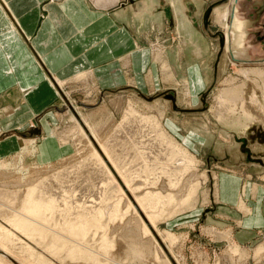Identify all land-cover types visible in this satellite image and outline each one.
<instances>
[{"label":"rangeland","instance_id":"obj_1","mask_svg":"<svg viewBox=\"0 0 264 264\" xmlns=\"http://www.w3.org/2000/svg\"><path fill=\"white\" fill-rule=\"evenodd\" d=\"M229 4L237 5V15L240 20H244L245 36L240 46L235 45L232 39L236 29L232 32L229 24L226 25L213 16L216 8L224 5L228 7ZM210 6L211 10L205 17ZM159 8L154 7V12L160 11ZM200 19H195L196 29L204 35L201 40L205 47L200 53L187 52V38L183 34L173 36L170 25H160L157 32L152 30L148 36L140 39L142 47L147 49L146 65L153 71V77L148 79L149 82L144 87L129 82L130 76L126 80L121 79L125 83L113 86L94 83L61 85L68 93L66 97L73 107H67L68 104L57 94V100L47 109V118L50 128H55L57 142L62 138V142L69 143L72 148L62 152L59 159H52V163H42L37 156L38 150L36 151L43 137L47 136L41 132L39 124L43 113L33 121L30 120L27 127L18 126L5 133L0 131V139L6 135L18 142L16 148L0 155V228L14 233L20 244L23 243L21 246L29 248L36 264H171L150 231L147 234L144 232L142 218L137 219L124 197L112 194L114 198L108 199L104 192L94 188L93 182L96 184L100 180V177H92L94 171H100L101 174L103 168L93 154L92 144H88L86 137L78 131L80 126L73 119V108L87 128L96 130L99 141H105L108 154L113 156L114 153L111 156L114 161L117 160V153L120 155L122 152L127 154L136 151L137 136L131 130L132 126H136L134 121L140 115L157 118L168 137L171 140L173 138L172 141L185 152L187 156L183 160L186 163L190 161L191 166L179 180L176 189L170 191L168 180L162 177L157 187H138L139 191H136L138 196L140 193L147 194L148 191L161 195L174 192V202L165 206L164 211L167 213H159L161 217L159 219L158 215L152 227L178 264H264V255L253 258L255 247L256 250L260 248L264 254V0H209L203 7ZM228 29L231 32L226 48ZM243 47L248 49L253 63L244 64L243 59H239V52ZM157 52L167 60L166 64L168 63L175 76L173 77L180 81V85L176 86L172 77L173 81L171 78L164 80L161 76L165 70L160 68L162 64L157 61ZM230 57L232 61L229 60ZM155 71L160 72V77L158 72L156 76ZM189 80L192 82L187 85L186 81ZM231 88L238 90L235 100L224 94L225 90ZM73 104L78 107V111ZM130 114H133L134 120L128 118ZM65 130L74 132V136L61 137ZM33 137L35 141L31 143L29 139ZM110 137L112 141L108 142ZM107 143L109 147L113 145L115 151ZM65 177L67 181L62 182ZM75 178L79 179L80 184L76 183L79 188L74 186L77 181L73 180ZM184 178L186 181H183ZM39 181H45L55 190V194L62 195L56 198L59 202L65 203V200L73 203L68 211L69 216H76L84 206L101 205L105 211L95 215L100 230H90L91 233L88 232V237L84 239L70 238L64 234L63 221L59 223L57 219L56 225L45 226L42 221L36 220L33 223L37 226V231H40L38 227L43 226L47 237L59 235L62 239H46L42 244H35L10 225L7 219L21 210L26 190ZM243 182L247 184L246 200L242 209L238 210L234 202ZM61 183L67 184L63 188L66 194L59 188ZM109 183L103 186L105 192ZM219 185L220 188L224 186V190L220 189L218 200ZM86 186H90V190ZM251 188L256 189L255 193ZM187 196L190 197L189 200ZM63 207L65 208L64 205L60 206ZM249 207L253 210L252 218L244 215L250 210ZM88 218H92L91 214ZM209 230L213 234L207 232ZM226 231H230L233 240L246 249L245 257L239 259L229 255L228 241L219 236ZM102 234H105L104 240L106 244L109 242L108 245L101 243L104 240L99 235ZM168 235L169 238L172 236L171 241ZM52 248L55 249L51 250ZM72 250L81 252L71 256ZM82 252H87V257Z\"/></svg>","mask_w":264,"mask_h":264},{"label":"crops","instance_id":"obj_2","mask_svg":"<svg viewBox=\"0 0 264 264\" xmlns=\"http://www.w3.org/2000/svg\"><path fill=\"white\" fill-rule=\"evenodd\" d=\"M208 1L0 0V131L5 133L18 126L27 127L30 120L43 113L39 124L41 132L47 136L43 137L36 151L42 163H52V159L62 156V152L71 147L69 143H63L62 138L58 143L55 128L49 126L47 109L58 97L53 79L64 86L89 83L113 86L125 83L121 79L126 80L130 76L129 82L144 87L153 77V71L146 65L147 49L142 47L140 39L152 30L157 32L160 25H170L173 36L183 34L187 38V52L200 53L205 47L201 40L204 35L196 29L195 19L198 21L201 18ZM158 6L160 11L154 12V7ZM228 7L216 8L213 16L229 24L232 32L236 29L231 36L235 45L240 46L245 36L244 20L237 15L236 4H229ZM199 21L202 22V19ZM227 31L226 48L231 32ZM160 52H157V61L165 70L161 76L164 80L172 77L174 81L172 78L171 81L176 86L180 85ZM248 52L244 47L240 49L239 59H243L244 64L254 62ZM157 72L160 77V72ZM191 82L186 81L187 85ZM69 135L73 137L74 132L65 130L60 136ZM33 140L29 139L31 143ZM16 145L17 139L5 135L0 139V155L16 148ZM220 189L224 190V186H218V200ZM255 190L251 188L253 193ZM246 193L247 184L243 182L234 202L238 210L242 209ZM249 208L243 214L252 218L253 210ZM219 236L228 241L230 256L239 259L246 256V249L233 240L230 231L221 232ZM253 253L254 259L264 255L256 247Z\"/></svg>","mask_w":264,"mask_h":264},{"label":"bare ground","instance_id":"obj_3","mask_svg":"<svg viewBox=\"0 0 264 264\" xmlns=\"http://www.w3.org/2000/svg\"><path fill=\"white\" fill-rule=\"evenodd\" d=\"M53 81L55 83L54 87L56 86V89H58V94H60V96L62 97L64 102H66L68 104L67 107L70 108V106H72V105H71L70 101L68 100V98L66 97V95L63 93V91L60 88V86L62 85L61 82L57 81L58 82V84H57V82L54 79H53ZM237 91H238L237 89L231 88V89L225 90L224 94H226L225 96H228L231 100H235L238 96ZM71 112L73 114V119L80 126L81 130L78 128V131L84 137H86L88 144H92V146L94 147L93 148V152H94L93 154H94V156L96 155L95 156V157H97L96 159L99 160V163H101L102 168H103V171H101L102 172L101 174H100V171L96 172L92 168V170L94 171V175L92 177L96 176L98 179L100 177V180H98V182H96V184L93 182L94 188L97 191L100 190L101 193L104 192L108 199L112 198L113 195L116 197L117 196L124 197L126 199L128 207L134 211V214L137 216V219H139L140 217L142 218V221L144 223V226H143L144 232L147 234L150 231V233L152 234V236L154 237L156 242L159 244L161 250L164 252L166 257L170 261V263L171 264H178L176 262V260L174 259V257L172 256V254L170 253V251L168 250V248L166 247V245L164 244V242L161 240V238L159 237V235L156 233V231L154 230V228L152 226L155 224L156 218L158 217V215H159V219H160L161 216L159 213L166 212V211H164L165 206L170 204L171 201H173V197H174L173 196L174 192L171 193L170 191H173L174 189H176L177 184L179 183V180H181V177L184 175L187 168L191 166L190 161L186 163V161L183 160L184 156H187V155H185V152L182 151L174 143L175 141L174 142L172 141L173 138L171 140L170 137H168V135L164 132L161 124L156 120L157 118L155 119V117L153 118L151 116L148 117V116H141L140 115L135 119L134 123L136 126H132L133 130H131V133L136 132L135 135L137 136V139H135L136 141L134 140L136 142L135 145H137V147L134 145L136 147L135 148L136 151L130 152L127 154H122L124 152L120 153L121 151H119L120 155L121 154L122 155L120 156L117 153V156L115 155V157H117V160L114 161L111 159V156H112V155H110L111 153L108 154V152L106 151L107 148L105 147V144H104L105 141H104V143L99 141L98 138H100V137H97L96 130H94L92 128H87L86 124L83 122L80 115H78V113L75 111L74 108L71 109ZM139 114H140V112H139ZM133 117H134L133 114L128 115V118H133ZM123 118H124V116H123ZM128 120H127V122H129ZM133 120H134V118H133ZM120 122H124V121L121 120ZM131 124H132V122H131ZM117 125H120V124H117ZM115 127H116V125H115ZM107 128H105V129H107ZM120 129H119V131H120ZM121 130H123V129H121ZM126 131H127V129H126ZM111 132L114 133V131H111ZM103 133H105V132H103ZM118 133H121V132H118ZM118 133L116 132V134H118ZM131 135H134V134H131ZM135 135H134V137H135ZM111 136H112V134H111ZM128 137H126V138H128ZM132 138H133V136H132ZM111 139H112V137L109 138L108 142L112 141ZM123 139H125V138H123ZM129 139H131V138H129ZM125 141H127V140H125ZM130 142L131 141H129V143ZM128 145L131 146L130 144H128ZM128 145L127 146L125 145V146L128 147ZM107 146L109 147V144ZM115 146H117V145H115ZM112 147H114V146L110 145L109 148H112ZM118 147H119V145H118ZM128 148L132 149V147H128ZM128 151H126V152H128ZM115 154H116V152H115ZM113 156H114V153H113ZM190 158H192V157H190ZM188 160H189V158H188ZM191 160H193V159H191ZM96 163H94V164H96ZM101 165H100V169H101ZM96 169H98V168H96ZM102 174H104V175H102ZM73 175L74 174H72V177H73ZM67 176L68 175H66V177ZM187 176H189V175H187ZM66 177L63 178L62 182L67 181ZM162 177L164 179L168 180V189L170 191L166 195H164V194L161 195V193L152 194V193H155L154 191H151V192L148 191L149 193L147 192V194H144V195H142V193H140L139 196H138L139 193L136 195V191H139L138 187H143V188L151 187V186L157 187L156 185L162 179ZM77 178H75L73 180H76ZM185 179L186 178H184L183 181H186ZM55 180H56V178H55ZM107 182L108 183L110 182V183L108 185V189L106 188L107 190L105 192V187H103V186L107 185ZM76 183L80 184L79 179H77V181L74 182V184H75L74 186L76 188H79L80 186H77ZM64 185H67V184L61 183L59 185V188L62 190V193L66 194V192L63 190V188L66 187ZM67 188H68V186H67ZM84 188H85V186H84ZM86 189L90 190V186H86ZM178 190H181V189H178ZM176 192H178V191H176ZM19 196L20 195H18V197ZM60 196H62V195L55 194V190L52 187H50L47 183H45V181H39L33 187H30L26 190V194H25L24 199H23L24 203L22 205L21 210L19 212L16 211L15 214L12 216V218H8L7 220H8L10 225H12L18 231H20L28 239H31L33 242H35V244H42V242L46 241V239H48V240L55 239L58 241V239L60 240V238H61V236H59V235H53V236L47 237V233H45V228L43 226L38 227L40 229V231H37L35 229V227H37V226L33 223L36 220L42 221L43 225H45V226L56 225L57 219H59V223H61V221H63L62 226H64V228H65L64 234L69 235L70 238L84 239V238L88 237V232H90V230H96V231L100 230L101 227H100V225H98L99 221L95 217V215L100 214V211H105V210H102L101 205H99V206L93 205V207L84 206L83 210L81 209L80 212L78 214H76V216H73V215L69 216L68 211L73 207L72 206L73 203H67V201H65V200L63 201L65 203L59 202V200L56 198L60 197ZM95 197L96 196L93 194V198H95ZM14 198H17V197L14 195ZM189 198L190 197H188V200H189ZM63 205L65 206V208L64 207L60 208V206H63ZM191 205H192V203H191ZM118 208H119V206H118ZM173 212H174V210H173ZM173 212H171V214H173ZM89 214H91L92 218H88ZM100 221H102V220H100ZM103 222H105V221H103ZM103 228L105 229V227H103ZM17 235H20V234L18 233ZM112 236H114V235H112ZM14 237H15L14 233H11L7 229L1 230V228H0V264H34V263L36 264L37 262H34L35 258L33 257L32 253L28 250L29 248L27 249V248L22 247L21 244H23V243L20 244L19 238H17V237L14 238ZM99 237H102L103 240L106 239L105 234H102V236L99 235ZM20 238H22L21 235H20ZM34 238L39 239V240H33ZM168 238H169V235H168ZM169 239L171 241L172 236H170ZM107 240H108V237H107ZM112 240L110 242H113ZM105 241L106 240H104L103 242L101 241V243L108 245L109 242H107V244H106ZM114 242L116 244V241H114ZM112 244L115 245L114 243H112ZM112 244L110 243V245H112ZM122 244H123V242H122ZM53 249H55V248H52L51 250H53ZM142 250H143V248H142ZM79 252H81V251L77 252L76 250H72V251H70V255L71 256L75 255V253H78V255H79ZM122 252H123V250H122ZM138 252H139V250H138ZM86 253L87 252H85V253L82 252V255L86 254ZM134 254H135V252H134ZM89 255L90 254L88 253V257L91 259V257ZM135 255H133V256H135ZM140 255H141V253H140ZM85 256L87 257V254ZM136 256H138V255H136ZM74 257L75 256H73V258ZM78 257H76V258H78Z\"/></svg>","mask_w":264,"mask_h":264},{"label":"water","instance_id":"obj_4","mask_svg":"<svg viewBox=\"0 0 264 264\" xmlns=\"http://www.w3.org/2000/svg\"><path fill=\"white\" fill-rule=\"evenodd\" d=\"M224 1H226V0H224ZM210 10H211V6L208 8V10L205 12V17H207L208 16V14H209V12H210ZM221 38H222V35H220V42H221ZM54 82V81H53ZM55 84V83H54ZM32 130V129H31ZM34 130V129H33Z\"/></svg>","mask_w":264,"mask_h":264}]
</instances>
